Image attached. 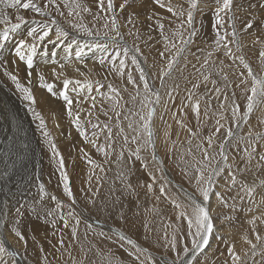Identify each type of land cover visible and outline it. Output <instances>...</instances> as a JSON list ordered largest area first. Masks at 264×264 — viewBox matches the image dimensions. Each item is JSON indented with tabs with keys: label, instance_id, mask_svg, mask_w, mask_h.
<instances>
[{
	"label": "rangeland",
	"instance_id": "374dc122",
	"mask_svg": "<svg viewBox=\"0 0 264 264\" xmlns=\"http://www.w3.org/2000/svg\"><path fill=\"white\" fill-rule=\"evenodd\" d=\"M202 1L198 0V8L200 10L198 12H194L193 27L197 30V35L194 38V42L188 46V50L184 53V58L179 61V71H174L171 77L166 78V88L172 86L174 83L180 85L178 95L174 94V102L169 101L166 108L163 102L160 105H157L156 112L157 109H159L157 119L153 116V122L155 123H153L154 139L156 141V146L159 145L156 147V157L158 161H163V165L159 166V168L157 163L151 160L150 155L143 151L141 152V155L146 157L145 162L148 165L147 168L143 166L141 161L136 160L135 157H131V159L128 161L130 164V171L129 168L125 167L122 162H117V154L120 151H124V157L126 160H128L129 151H134L137 147V145L132 143L130 139L128 144L124 145L122 137L117 135V123H119L120 127L125 128L124 135H128L129 137L132 135L131 130L127 129L126 127L128 120H124V115H128L130 120L137 119V117L132 116L131 113L128 112V109L132 107L130 95H135V90L131 85H127L126 77L120 78L119 76L110 74L107 72L104 66L96 63L99 57L106 55L105 53L101 52L100 49H92L90 51L88 48H83V63L88 62L87 67H85L84 64H82L83 66L77 65L81 62L76 59V52L69 56L71 58V63L77 65L76 69L79 67L81 72L86 73L87 79L93 82L94 89L98 86L95 83L96 81H99L101 84L105 85V87L100 89L99 92L95 90H93L91 93L86 90L84 92L82 91L81 95L85 96L84 100L86 102L74 104V116L70 118L67 116V114L62 113H59V115L55 116L58 117L57 119L59 120H56V123L60 127L59 134L55 131H51L52 134L49 132L50 137L54 140L53 143H55V145L57 144L56 149L60 154L64 152V147L66 146L64 142L66 138H64L65 130L69 128V132L73 134L70 136L72 141L70 144L71 156L69 159L73 161V165L71 166L73 168L71 171L73 185L76 184V182L79 184L74 185L75 193H73L76 197L77 203L72 205V207L76 210V213L80 215L81 223L77 226V236L75 239H73L71 235V228L74 226L75 221L71 218H69V227L64 228L63 223L59 220V216L45 218L42 213L41 217L38 219L33 213L32 215H23V217L20 218L17 217V214L14 213V211L12 216L9 215L10 217H7L6 215V217L3 216V222L7 224V227H5L6 232L4 233L8 235L9 239L8 242L4 240L3 241L5 244L11 246V248L8 249V252L11 253L15 251L17 256L22 260L23 264H109V261H111V264H136L133 258L129 257L128 255V253L130 251H134V249L126 241H121L119 239L120 233L125 235L128 239L135 241L141 248L147 250L141 257V259L145 260V264H149L147 260L148 256H151L156 261V264H159L162 256L169 261H171L176 256L175 252H170L164 247V245L167 243L164 238L165 231H167L168 238L170 239L173 233L176 232V229L179 228L180 232L178 237L181 238L179 247L182 248L185 244L189 248L191 247L192 237L187 236V222L183 219L177 220V215L187 206V193L190 192L188 193L190 195H198V193L195 192V182L189 179V176L193 174L192 170L189 169V176H185L183 172L185 165L181 161V154L186 153L189 147L187 143V140L190 138L189 133L186 129L181 128L180 125L176 123V121L183 120L187 127L192 128L193 131H196L199 127L198 136L197 138L193 139L192 144L193 150L195 151V144L204 141L207 136L212 134L216 127L215 122L217 119H220V113L223 112L226 118L221 120V123L224 124L225 127L221 129L217 139L223 138L226 129L228 127H232L233 131L237 133V137L233 140V144L238 143V147L230 148L229 155L230 159L234 158L237 165L241 167L243 166V162L240 158L241 156H245L244 149L246 147L248 132L251 130L253 136H255L256 133L264 134V123H260V120L264 119V105H260L257 109H255L251 114L248 123H241L239 128H236L232 123L230 111V106L233 99L231 96L232 92L236 93L234 99L235 102L240 105L241 111L244 110L246 105V99L242 94V89L245 86L241 85L240 88L236 87V84L240 82V79H248V87L251 86L250 78L247 77V70L244 69L239 57H243L244 62L250 65L255 74L264 76V63L261 62L259 56L260 51L264 50V30H258V25H254L253 29H249L248 33H240L238 31L237 36L239 38L240 48L237 50L234 44L229 45V47L233 49L234 57H236L235 59H230L225 56L224 49L222 47L219 51H216L215 46L213 45L216 35L213 29L215 20L214 9L216 7L215 2L214 0ZM43 2H45V0H35V3L38 5H41ZM79 2L91 7L93 13H97L98 9L96 7V0H79ZM122 2L123 0H114L116 5V15H118L117 20L118 23L122 25L121 32L124 33L125 40L129 46L133 45L134 42L139 44L141 52L143 53V55L139 57L141 66L144 67L149 73L150 84L154 83L155 87L159 88V79H154L152 76L153 73L158 75L160 69L164 68L166 65V60L159 56V52L164 51L166 45L168 48H171L172 43L179 45V37L174 35V33L177 31L182 32L185 39L188 38V25L185 23L183 28H180L179 26L187 18L186 13L189 5L188 3L176 4L177 2H175V5H173L171 4L173 2H169L174 11H179L181 8L185 11L184 17H177L167 11V6L169 3H164L166 7L161 8L154 2V0H147V2L146 0H139V2L136 0V2L132 4L131 7L127 8L124 13L121 14L119 10V4ZM58 3H61V11L64 12V16H60L51 8L49 10L52 11V15L55 16L60 26L66 28V30L69 32V36L64 40L63 44L68 45L71 43L72 39H76L78 44L83 47L84 44H91L94 39L88 37L85 33L71 28L69 22L83 23L94 32L99 31L103 33L104 31H107V29L104 28V24L109 21L111 14H102L100 19L94 20L92 14L81 11L80 16H76L74 14L73 16L69 17L68 12L70 9L65 7L61 0H58ZM105 3H107V0H105ZM241 3L243 4L244 8L247 9V1H242ZM75 11L80 10L76 9ZM132 11L139 13V18L135 20V28H133L131 24H126V17ZM25 12L27 14L22 11L19 14L23 15L26 21H31L33 19H44L43 17H40L31 11ZM153 13L156 14L153 19H148L147 17L152 16ZM17 14V11L14 9L12 23H17ZM238 14L241 20L248 18L247 12L241 11ZM262 15L264 14H262L261 11H256L253 13L252 18L261 17ZM225 20H227L226 17ZM157 21L163 23L164 25L163 36L161 35V32L157 26ZM35 26L36 25H34V27ZM236 27L237 29L242 27V24L239 20L236 22ZM137 29L140 33V40L134 41V37L128 35L127 33L130 30L135 32ZM223 31L224 30L221 29L222 33ZM54 35L55 34L53 33L52 36ZM149 35L152 37L150 41L147 39ZM164 36L168 37V41L164 40ZM257 38H259L260 42L254 43ZM46 42L47 39L43 44V52H48V49L52 46V44ZM100 42L103 41L101 40ZM37 43H39V41H37ZM73 45L76 49L77 44H72V47ZM59 47L60 46L58 45L56 48L59 49ZM38 49L40 48L38 47ZM198 49H203V51H198ZM76 51H78V48ZM111 51L112 49L110 47L109 52ZM172 51L174 52L175 50L172 49ZM209 51L213 52L209 66L201 68V64L203 63V60L207 58ZM170 54L171 53L169 52H165V56H169ZM197 56L200 57L199 61L196 59ZM145 57L147 58L146 62ZM49 59L50 58H46L45 62L47 60L49 62ZM53 59L59 60L58 56ZM220 61L224 62L223 65H220ZM193 65H195V69L193 68ZM210 67H214L216 69L223 67L224 71L228 75V83L232 85V87L226 90L229 95V100L225 102L226 108L228 110L225 111L224 109H220L218 101L213 99L212 110L209 111L208 118L205 119L203 115L204 101H201L200 119L202 123L198 126L196 123V118L190 108L184 109V112L187 113V115L181 114L179 109L181 102L184 100L186 95L185 89H191L192 83L200 81L201 86L195 91L201 95L205 92V85L202 82V76L200 75V72L196 71V69H200V71L206 73L210 70ZM128 70L133 72L134 77H138V73L136 72L134 66H132L130 63L128 64ZM75 72L77 75L75 74V76L69 79L84 81L83 79H85V77L80 76V73L76 70L74 73ZM242 72L244 73L243 77L240 76V73ZM211 79H216L218 81V85L222 84L220 78L215 75L210 77V80ZM63 80L64 79H60L58 81L52 80L50 82V84L53 85V91L49 92V94H51L50 98L60 104L64 103L62 96L60 95V93L63 91ZM108 84H112L114 87L121 89L122 99L120 100V104L123 105V107H118L116 109L117 111L121 112L119 121H117L115 113L112 111L115 99H108V96L113 95L107 88ZM125 86H127L128 89L126 92L123 91ZM207 87H212L210 82L208 83ZM68 91L70 97L73 99H80L79 97L83 98V96H76V93L71 91V86L69 87ZM163 91L164 90H161L162 95ZM86 92L87 94L84 95ZM89 96L96 97L95 108L92 107L93 101L88 98ZM167 99L168 98H165V100ZM220 100H223V96L220 97ZM102 109L108 112L107 116L104 115V111H102ZM89 111L92 113L90 116L88 115ZM173 111L176 112L175 118H173ZM77 113L80 116L83 130L86 131L89 139H96L97 146H93L92 144L86 142L84 137L79 134L76 125L73 123ZM48 116L50 115L48 114ZM64 116H66L68 120ZM109 117L112 119H109ZM61 119L64 121V123ZM69 119L70 122H68ZM44 121L45 126H48L46 131H50L51 128L46 123L47 121L50 122V117ZM89 121L91 123H89ZM93 123L99 124L101 127H103L104 124H108L109 127L112 128L113 139L115 140L113 147L115 151L107 149L109 151V155L107 157L98 150V147H106L108 141L106 140L104 133L100 132L99 129L92 128L91 125ZM169 125H171L170 128ZM93 132L97 133L98 139L92 137ZM165 132H169L170 135L165 136ZM252 145L256 147L257 155H264V139H254L252 141ZM206 146L207 145L205 143V147ZM209 151L211 152L212 150L210 149ZM45 152H47L46 157L50 158L51 160L44 162L42 165L43 168H46L45 174L50 175L51 178L59 183L60 171L58 166L53 164L54 162H57V160L54 161L51 148H45ZM196 157L198 159L200 157V153L197 152ZM184 158L189 162H192V157L185 155ZM88 159H91L94 163L89 164ZM50 162H52L54 166ZM97 165L102 167L104 171L101 172L100 167H97ZM52 166L54 167L55 171L53 170ZM84 169L87 170V178L82 176ZM121 170H123L129 177L130 183L133 186L134 194L132 195H129L124 191V185L117 177L118 171ZM93 172L95 175L92 178V191H88L89 185L87 183V189L82 192L81 189H83L86 185H80V183L83 181V179H87L88 181L89 175ZM54 173L56 177H54ZM153 176L155 177V180H153ZM244 176L247 178V184L255 188L254 195L248 197L241 193L240 195L244 198L236 200L235 209L232 207H225L224 204H222L216 197L218 201V210L212 214L215 218V226H225L229 229H232L231 231L233 232L231 233V237L235 235V239L232 238L228 240L226 239L227 237L221 235L220 238H218L219 240L217 239L218 243L216 242L215 244L216 247L213 250L214 252L212 251L209 256H203L205 251L204 253H199L196 256L194 264H225V261H227L228 264H232V261H230L231 258L228 255V247L233 244L235 246L236 253L242 257L244 264H262V259H264V256H262V253H264V215L261 213L264 214V184H262V182H264V169H257L255 167V161H253V167L251 171L245 173ZM96 177H100L99 183L97 182ZM237 178L238 181L241 179L239 174ZM225 179H227L226 173L225 178L219 180L220 187L222 188L220 189L222 192L218 191L219 187H217L216 192H221V194L223 193L222 195L225 196L228 204L231 205L233 203L232 197L236 195V192L235 190L231 192L224 191L226 187ZM148 184H152V192H148ZM161 185L165 186V195L160 194L159 188ZM97 187H99V193L93 196V193L96 191ZM110 189L112 191H110ZM56 190H58V187ZM61 191L56 192L59 193ZM85 194H87V198L91 197L95 199L97 201V205H106L107 210L98 211L97 207L87 204V201L82 202V197ZM157 197H159V199H157ZM106 198L108 200H106ZM49 200L51 204H55L51 199ZM173 200H175L176 203L181 204L182 207L177 209L172 203ZM63 204L65 209L62 211L64 214H66L70 210L69 205L71 202H63ZM86 205L87 210L85 207ZM15 208L16 206L14 209ZM49 209L55 210V208ZM188 211L190 213L191 209L189 208ZM121 212H123L125 217L124 219H121ZM255 214L256 217H259V219H256L257 222H259V224L260 220L262 222V224L259 226L257 224L253 225L252 223H249V221L254 218ZM225 216H229L231 219L225 220ZM16 219H21V223L18 225L15 224ZM52 219L56 220L55 228H52L50 225V221ZM1 223L0 217V240H2L1 236L3 233L1 230ZM145 224L148 225L147 228L144 227ZM89 225H91V227H89ZM169 225L172 226L169 227ZM12 227H18L24 233L27 240L26 245L24 242L19 241V239L15 237V235L10 231ZM253 228H255V232H253ZM192 231L194 232L195 229ZM101 232H103L105 235L101 236ZM53 233H55V235H53ZM257 233L261 236L260 241L256 240ZM245 236H247V238L250 239L253 244L257 245V248L255 249V255H253L251 245L245 241ZM61 238L64 240V247H60L58 243ZM41 246L43 247V252L39 250ZM45 257L47 259H45ZM0 260L7 261L8 264L16 263L13 256L6 253H0Z\"/></svg>",
	"mask_w": 264,
	"mask_h": 264
},
{
	"label": "snow or ice",
	"instance_id": "6c2138e0",
	"mask_svg": "<svg viewBox=\"0 0 264 264\" xmlns=\"http://www.w3.org/2000/svg\"><path fill=\"white\" fill-rule=\"evenodd\" d=\"M65 7H68L70 10L68 12V16L71 17L74 14L76 16H80V12L90 13L93 15L94 20H98L101 18L102 14L109 13L111 14L109 21L104 24V28L107 31L103 33L99 31H93L89 29L83 23H70V27L76 29L79 32L85 33L88 37L94 38L91 44H84L81 47L76 39H72L71 43L67 45L69 49H71L72 44H77V48L79 49L75 53V57L81 63L84 62L83 56V48H88L90 51L92 49H100L101 52L105 53V56H101L97 59L96 63L101 66H104L108 73L113 74L115 76H119L120 78L126 77L127 85H131L132 88L135 90V95H130V102L132 107L128 109V112L131 113L132 116L137 117L136 120H130L128 115H124V120H128L127 129L131 130V137L128 135H124L125 128L120 127L119 123H117L116 127L118 129L117 135L122 137L123 144L127 145L129 139L132 143L136 144L137 147L135 150L129 151V158L128 160L124 157V151H120L117 154V162L123 163L125 167L129 168L130 171V164L129 160L131 157H135L136 160L141 161L143 166L147 168V163L145 162L146 157L141 155V152H145L150 155L151 160L156 162L159 166L163 165V161H158L156 157V141L154 139V132H153V116L156 113V106L160 105L162 102L164 103L165 108L167 107V103L169 101L174 102V94L178 95V90L180 85L174 83L172 86L166 88V78L171 77L174 71H179V61L184 58V53L188 50V46L194 42V38L197 35V30L193 27L194 24V12L199 11L198 8V0H187L189 5L187 13H186V20L181 23L179 26L183 28L184 24L188 25V38H184V34L182 32H175L174 35L179 37L180 43L177 45L176 43L171 44V48H168L167 45L165 46L164 51L159 52V56L166 60V65L164 68L160 69L159 74L153 73L152 76L154 79H159L160 87L156 88L155 84H150L149 82V73L146 71L144 67L141 66V61L139 59L140 56L143 55L141 52V48L138 43H133V45L129 46L127 41L125 40L124 33L121 32V27L117 20L116 15V5L114 0H96V7L98 9L97 13L92 12V8L81 4L79 0H61ZM136 0H123L122 3L119 4L120 13L123 14L124 11L131 7ZM156 4H158L161 8H165L166 5L162 2V0H154ZM215 2V9H214V24L213 29L216 33L215 39L213 41V45L215 46L216 51H219L222 47L224 49V54L226 57L230 59H235L233 55V49L229 47V45L234 44L236 49L239 50L240 42L237 36V32L240 33H248L249 29H253L254 25H258V30H264V15L261 17L252 18L253 13L256 11H261L264 14V0H247V9L244 8L243 4H238L234 6V0H214ZM0 25H6L2 30H0V50L5 47V41L9 39L10 32L15 31L16 29L21 27V24H34L35 27H29L26 31L25 35L21 37L19 43L15 46L14 55L15 57L19 58L20 61L26 64L28 71V77L31 78L34 66V57L37 55L38 47L43 50V44L47 39V43L56 45V42L61 44L64 43V40L68 38L69 32L60 26L59 22L52 15V11L49 10L50 8L58 13L60 16H64V12L61 11V3H58V0H45L41 5L35 3V0H0ZM5 9H15L17 11L16 21L17 23L11 22V17ZM79 9L80 11H75ZM21 11H31L34 14L43 17L44 19L41 20H31L26 21L25 17L19 14ZM167 11L172 13L177 17H184L185 11L181 8L179 11H174L173 7L169 3L167 6ZM247 12L246 19L241 20V18L237 15L238 12ZM223 14V15H222ZM156 14L153 13L152 16L147 17L148 19H153ZM225 17L227 20H225ZM139 18V13L136 11H132L126 17V24H131L133 28H135V20ZM240 21L242 27L237 29L236 22ZM55 26V27H53ZM157 26L163 36L164 32V25L157 21ZM223 29V33L221 32ZM230 29V31H229ZM55 34V40L51 39V36ZM134 37V41L140 40V33L137 29L135 32L129 31L127 33ZM28 38H31L32 42H28ZM165 41H168V37H163ZM149 41L152 37L149 35L147 38ZM103 42H100V41ZM39 41V43H37ZM259 38H257L254 43H258ZM111 47L112 51L109 52V48ZM25 49H27V54L25 53ZM172 49L175 51L173 52ZM198 51H203V49H198ZM165 52L171 53L169 56H165ZM47 56L48 53L45 52ZM195 55V54H194ZM213 56V52L209 51L207 54V58L203 60L201 64V68H205L209 66V62L211 57ZM260 59L261 62L264 63V50L260 51ZM56 53L52 52L50 58H55ZM71 59L70 57L68 58ZM145 57V62H146ZM196 59L199 61L200 57L197 56ZM240 62L243 64L244 69L247 70V77L250 78L251 86L248 87L249 80L248 79H240V82L236 84L237 88H240L241 85L245 87L242 89V94L246 99V105L243 111H241L240 105L235 102V92L231 93L232 104L230 106L231 111V120L232 123L235 125L236 128L241 126V123L247 124L251 114L257 109L260 105H264V76H259L255 74L250 67V65L244 62L243 57H239ZM14 62V61H13ZM53 63L56 61L53 59ZM7 61L0 62V66L6 65ZM134 66L136 72L138 73V77L133 76V72L128 70V64ZM223 61H220V65H223ZM64 63H60L59 67L61 69L64 68ZM87 67V65H84ZM195 69V65H193ZM77 72L80 73L81 76L85 77L84 81L81 80H73L69 78H65L62 81V88L63 91L60 93L62 96L63 101L65 102V107L67 111V115L69 117L73 116V105L79 104L81 102H86L84 98L80 99H73L69 95V87L71 86V91L76 93L79 97L82 91L87 90L91 93L93 90L99 92L100 89L104 88L105 85L101 84L99 81H96V85H98L95 89L93 88V82L87 79L86 73L81 72L79 68L75 69ZM196 71L200 72L202 76V82L205 85V92L201 95L198 94L195 90L199 89L201 86V82L198 81L196 83H192L191 89H185L186 95L184 100L181 102L180 106V113L187 115L184 112V109L190 108L192 113L196 118V123L199 126L201 122V101H204V108H203V115L204 118H208L209 111L212 110V101L213 99L218 101L219 108L224 109L227 111L225 102L229 100V95L227 93V89L232 87L231 84L228 83V75L224 71L223 67H219L216 69L214 67H210V70L206 73L200 71V69H196ZM53 75L56 76H63L64 73L61 72L59 74L56 73V70H52ZM5 75L9 76V78L15 83L16 88L23 94V99L25 101H29L32 104L36 103L35 97L32 94V91L29 87L23 86L16 75H13L7 70H5ZM213 75L220 78L222 84L218 85V81L216 79H211ZM240 76L243 77L244 73H240ZM39 80L41 82L40 86L47 88L49 92L53 91V85L50 83H45V77L43 74H39ZM29 79V83H30ZM211 83L212 87L208 88V83ZM107 88L113 95L108 96L109 100L115 99V103L113 105L112 111L115 113V117L117 121L121 117V112L117 111L118 107H123L120 104V100L122 99L121 96V89L114 87L112 84H108ZM161 90L163 91V95L161 94ZM123 91H128L127 86L123 89ZM250 93V94H249ZM223 96V100H220V97ZM89 99L93 101L92 107L95 108L96 104V97L89 96ZM165 98H168L165 100ZM104 111V115L107 116L108 112ZM92 113L89 111L88 115L90 116ZM34 116L36 119L40 121V127H45V121L42 115L39 112H34ZM176 112L173 111V118H175ZM225 115L223 112L220 113V119H217L215 124L216 127L212 134L207 136L204 141L195 144V151L193 150L192 144L193 139L197 138L199 127L196 131H193L192 128L187 127L183 120H177L176 123L180 125L181 128H184L189 133V139L187 143L189 145L186 153L181 154V161L185 165L183 172L185 176H189V169L192 170V175L189 176L191 181L195 182V192L196 194L187 195V206L181 210L177 215V220H185L187 222V236L192 237L191 240V247L189 248L186 244L180 248V239L178 234L180 229L177 228L176 232L173 233L171 238H168L167 231H165V240L167 243L164 245L166 249L170 252H175L176 256L171 260L165 259L163 256L160 259L159 264H194L196 256L199 253H202L209 245L210 239L212 234L215 230V224L213 222V216L211 215V208L209 205V201L211 195H216L217 199L224 204L225 207H232L235 209V202L238 199H243L244 197L240 194L243 193L245 196L251 197L255 193V188L247 184L246 177L244 176L245 173L251 171L253 167V161H255V167L257 169H264V155H257L256 147L252 145V141L264 139V134L256 133L253 136L252 131L250 130L247 134V141L246 147L244 149L245 156H241V161L243 162V166H238L236 161L230 159L229 149L238 147L237 144H233V140L237 137V133L233 131L232 127H228L225 131L223 138L217 139L218 134L221 132L225 126L221 123V120L225 119ZM109 119H112L109 117ZM73 123L76 125L79 134L84 137L85 141L92 144L93 146H97L96 139H89L88 134L85 130H83L80 116L77 113L75 120ZM89 123H91L89 121ZM260 123H264V119L260 120ZM93 129H99L100 132L105 134V138L108 141L106 147L99 146L98 150L102 152L106 157L109 155V151L107 149H111L115 151L113 145L115 140L113 139V132L112 128L109 127L108 124H104L101 127L99 124L93 123ZM171 125H169V128ZM45 138H48L50 134L45 130L43 132ZM169 132H165V136H169ZM92 137H97V133L93 132ZM48 143L53 152V158L57 159L58 169L60 171V179L62 181V188L64 195L68 198L71 202L69 205V211L64 214L63 208L64 204L63 201L59 200L57 196L52 195L51 200L55 202L56 208L55 210H44L43 216L47 217H56L59 216V220L63 223L64 228L69 227V218L75 221L74 226L71 228V235L72 238L75 239L77 236V226L81 223V218L76 210L72 207L77 203L76 197L72 191L71 182L67 171L65 170V162L63 156L59 153L56 149L55 143H53L50 139ZM175 143V142H174ZM206 143V147H205ZM212 150L211 152L209 150ZM251 149V150H249ZM171 151V149H170ZM200 153V157L197 159L196 153ZM190 156L192 157V162H189L184 157ZM89 164H93L94 162L91 159H88ZM97 167H100L97 165ZM100 171L103 172L104 169L100 167ZM225 173L227 175V179H225V189L224 191L231 192L235 190L236 195L232 197L233 203L231 205L228 204L224 195L221 192H215L214 189L219 186V180L225 178ZM238 174L240 175L241 179L238 181ZM95 175L93 172L89 175L88 178V191H92V178ZM117 177L121 180V183L124 185V191L127 192L129 195L134 194V189L132 184L130 183L129 177L125 174L123 170L118 171ZM97 182L99 183L100 177H96ZM153 180L155 177L153 176ZM264 184V182H262ZM39 193H40V200L35 201L31 206V212H33L37 218L39 219L42 215L41 210H39L38 205L43 201L44 197L47 196V191L45 185L43 183L39 184ZM148 192H152V184L147 185ZM81 191H85L81 189ZM110 191H112L110 189ZM160 194L165 195V186L161 185L159 188ZM99 193V187H97L96 191L93 193V196ZM159 199V197H157ZM118 202V201H116ZM115 203V202H114ZM174 206L177 209H180L182 206L179 203H176L175 200L172 201ZM87 204L92 205L93 207H97L98 211H106V205H97V201L91 197L87 198ZM114 206V204H113ZM87 210V205L85 206ZM191 209L189 213L188 209ZM28 210L27 207L21 204L19 207L15 209L17 217L22 218L24 212ZM251 210V209H250ZM123 212H121V219H124ZM225 220H230L231 217L225 216ZM256 219L259 217H254L249 223L255 224ZM21 223V219H16L15 224ZM50 225L52 228H55L56 220L52 219L50 221ZM172 225H169L171 227ZM7 227V225H6ZM91 227V225H89ZM145 228L148 227L147 224L144 225ZM195 229L193 232L192 230ZM10 231L19 239L27 244L26 237L24 233L18 227H12ZM255 228H253V232H255ZM55 235V233H53ZM101 236L105 234L103 232L100 233ZM119 239L121 241H126L129 245L132 246L134 251H130L128 253L129 257L133 258L136 264H145V260L141 259L143 254L147 251L144 248H141L135 241L128 239L122 233L119 234ZM245 241L251 245L253 250V255H255V249L257 248L256 244H253L251 240L244 237ZM256 240L260 241L261 236L257 233ZM60 247H64V240L61 238L58 241ZM170 245V248H169ZM123 246V245H122ZM55 247V246H54ZM43 252V247L41 246L39 249ZM0 253H6L12 256H15L17 253L15 251L9 253L8 248L5 246L3 240H0ZM182 253V254H181ZM228 255L231 258L232 264H244L242 257L236 253L235 246L230 245L228 247ZM247 255V253H246ZM264 256V253H262ZM45 259H47L45 257ZM147 260L149 264H156V261L151 257L148 256ZM0 264H8L7 261L0 260ZM111 264V261H109ZM225 264H228L225 261ZM262 264H264V259H262Z\"/></svg>",
	"mask_w": 264,
	"mask_h": 264
},
{
	"label": "bare ground",
	"instance_id": "6f19581e",
	"mask_svg": "<svg viewBox=\"0 0 264 264\" xmlns=\"http://www.w3.org/2000/svg\"><path fill=\"white\" fill-rule=\"evenodd\" d=\"M242 1L246 2L247 0H234V6L241 4ZM138 2H139V0H138ZM146 2H147V0H146ZM162 2L165 4L169 3V2L170 3L173 2L171 4L175 5L174 4L175 2H177L176 4H179V3L180 4L181 3L186 4L187 0H170V1L165 0ZM202 3H203V1H202ZM0 7H2V6H0ZM5 11L8 12V14L10 15L11 22H12L14 9H5ZM22 12L27 14L25 11H22ZM238 13H237V15H239ZM4 27H6V25H0V30H2ZM29 27H34V25L33 24H31V25L23 24V25H21L20 28L16 29L13 32H10L9 39L4 42L5 47L2 50H0V62L7 61L6 65L0 66V217H1V222H2L1 223V227H2L1 230L3 232L1 238H2V240L7 241V242L9 240L8 235L4 233V232H6L5 227L7 224L3 222L2 217L5 215L7 217L9 215L12 216L13 211H14V213H16L15 209L18 206H20L21 204L25 205L28 209L24 212L25 213L24 215H28V214L32 215L33 212H31V210H30L31 206L33 205V203L35 201L40 200V193H39V187H38L39 184L43 183L45 185V188L47 191V196H45L43 201L41 202V204L38 205V208H39V210H41V213H43L44 210H50L49 208H56V205L51 204L50 200H49V199H51L52 195L57 196V198L59 200L63 201L64 203H70L68 198L63 193L61 179L59 178L60 182L58 183L53 178H51L50 175L45 174L46 168H43L42 165L46 161H51L50 158L46 157L47 152H45V148H51L49 143H48L49 139L52 142L54 140L50 136L48 138H45V136L43 135V132L46 130V128L48 126L41 128L40 127V121L35 118L34 112H39L42 115L44 120L48 119L50 117V122L47 121L46 123L50 126L51 130L50 131L48 130L47 132L49 133L51 131H55L56 133L59 134L60 127L56 123V120H58L57 119L58 117H55V116L59 115V113L67 114L65 102L60 104V103H58V102H56L50 98L51 94H49V91L47 90V88L40 86L41 82L39 80V74L44 75L45 83H50L52 80L58 81L60 79L71 78V77L75 76L76 72L74 73V71L76 69V66L77 65L80 66L82 64L87 65V63H88V62L78 63L77 65L72 64L71 59L69 60L68 58H69V56L73 55L74 52H76L77 48L75 49V46L73 45V47L71 49H69V48H67L66 44H61L59 42H56L55 46L52 44V46L48 49V52H47L48 55L47 56L45 55V52H43L41 50V48L37 49V55H36V57H34V66H33V69L31 70L32 75H31V78H29L28 74H27L29 70L27 69L26 64L24 62L20 61L19 58L15 57V55H14L15 46L19 43V40L21 39V37H23L25 35V33L29 29ZM51 39L55 40V35L51 36ZM28 42L29 43L32 42L31 38H28ZM58 45L60 46L59 49L56 48ZM27 51L28 50L25 49L26 54H27ZM53 51L56 53V56H58V59H59V60L54 59L56 61L55 63L52 62L53 58H50L51 53ZM65 55H66V57H65ZM46 58L47 59L50 58L49 62H48V60L45 62ZM40 60H41V62H40ZM61 61H63V62H61ZM60 63H64L65 66L63 69H61L59 67ZM50 64H51V66H50ZM53 69L56 70L57 74L63 72L64 75L63 76H58V75L54 76L53 72H52ZM5 70H7V72H9L13 75H16L19 79V82L23 86L29 87L31 89L32 94L34 95L35 100H36L35 104H32L29 101H25L22 98L23 94L16 88L15 83L9 78V76L5 75ZM29 79L31 81L30 83H29ZM83 80H85V79H83ZM86 94H87V92L84 93V95H86ZM80 96H83V95H81V93H80ZM79 98H81V97H79ZM83 98H85V96H83ZM86 111H85V113H86ZM48 114L50 116H48ZM158 114H159V109H157V112L154 115V118L157 119ZM73 116H74V114H73ZM64 117H66V116H64ZM158 119H159V117H158ZM67 120H68V118H67ZM68 122H70V119ZM63 123H64V121H63ZM67 125H69V124H67ZM64 128H65V126H64ZM51 134H52V132H51ZM71 135H73V134L71 132H69V128H67L65 130V134H64V138L66 137L64 140L66 146L64 147V152L61 155L64 158L65 170L67 171V173L69 175L72 191L75 193L74 185L79 184V183L76 182V184L73 185V179H72V173H71V171L73 170V168L71 167L73 165V161H71V159H69V157L71 156V149H70V144L72 141V138L70 137ZM157 146H159V145H157ZM43 159H44V161H43ZM55 160H57V159H54V161ZM50 163L52 164V162H50ZM53 164L58 166L57 162H54ZM53 170H54V167H53ZM53 175H54V177H56L55 173ZM82 176H84V178H87V170L86 169H84V171L82 172ZM55 182L58 184H56ZM81 184L86 185L83 188L84 190L87 189V179L86 180L83 179V181L80 183V185ZM57 187H58V190H56ZM218 187H219L218 191H221L222 188L220 187V184ZM56 191H61V192L58 193ZM214 191L215 192L217 191V187L215 188ZM186 192H188V191H186ZM188 193H190V192H188ZM188 193H187V195H190ZM106 200H108V199L106 198ZM85 201H87V194H85L82 197V202H85ZM103 201H105V200H103ZM208 203L210 205L211 215H212L213 213H215L218 210V207H217L218 201L216 199V195L212 194L210 201ZM15 206H16V208L14 209ZM109 208H110V205H109ZM63 209H65V206ZM66 211H67V209H66ZM261 214L264 215L263 213H261ZM254 217H256V214L254 215ZM250 218H252V217H250ZM214 220H215V218L213 217V221ZM255 222H256L255 224H257L258 226L260 224H262L261 220H260V224H259V222H257V220ZM214 224H215V221H214ZM246 224H248V223H246ZM262 227H263V225H262ZM231 230L232 229H229L225 226H223V227L215 226V230H214L215 232H213V234H212V237L210 239V243H209L208 247L204 250L205 253L203 251V253H204L203 256H207V255L209 256L212 253V251L216 247L215 244L217 242V239L220 238L221 235L222 236L224 235V237H227L226 239H228V240L232 239V238L235 239L234 238L235 235L233 237H231L232 236L231 233L233 232ZM5 245H6V247H8V249L11 248V246H9L7 244H5ZM219 245H220V243H219ZM13 258L17 264H23L22 260L17 256V254L15 256H13Z\"/></svg>",
	"mask_w": 264,
	"mask_h": 264
}]
</instances>
